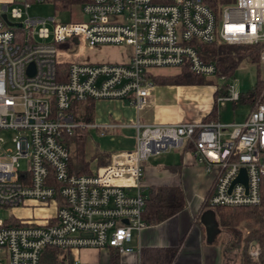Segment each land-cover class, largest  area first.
<instances>
[{
  "label": "built area",
  "instance_id": "built-area-1",
  "mask_svg": "<svg viewBox=\"0 0 264 264\" xmlns=\"http://www.w3.org/2000/svg\"><path fill=\"white\" fill-rule=\"evenodd\" d=\"M211 1L90 0L73 7L82 19L68 23L28 17L31 5L46 0L0 2V212H10L0 216V264H41L51 250L133 254L132 235L147 227L141 218L144 165L174 150L187 148L211 176L203 208L260 203L264 103L259 102L240 123L135 121L132 150L112 153L91 175L68 173L64 136L99 127L76 121L95 102L117 101L138 113L154 89L153 71L163 69L226 80L199 58L197 44H262L264 66V0H232L216 13ZM2 15L19 27L8 26ZM103 47L120 48V60L94 62L91 51ZM62 66L66 71L56 72ZM215 88L222 89L216 108L238 102L234 86ZM263 96L264 87L259 99ZM21 161L25 170L19 169ZM241 171L244 177L237 181ZM247 255L259 264L257 243L248 245Z\"/></svg>",
  "mask_w": 264,
  "mask_h": 264
},
{
  "label": "crops",
  "instance_id": "crops-1",
  "mask_svg": "<svg viewBox=\"0 0 264 264\" xmlns=\"http://www.w3.org/2000/svg\"><path fill=\"white\" fill-rule=\"evenodd\" d=\"M107 50H114V52ZM102 51H106L103 56H101ZM120 52V48L103 47L91 51V55L95 58L97 55L98 60L118 62ZM176 72L178 71L163 69L158 70L156 75ZM194 87L154 86L149 98V107L147 104L138 113L117 101L95 102L85 117L86 121L99 127L88 129L87 132L89 137L96 136L105 139L107 148H99L96 143L93 148L111 154L132 150L135 143V131L131 125L135 121L140 124L200 122L211 108L215 88L213 87L210 93V106L206 107L202 93L195 92ZM191 94L200 98L199 102L204 104L203 110L187 112L179 117L178 113H174L172 109L177 111V107L184 105L180 102L181 98L185 96L191 99ZM174 151L176 156L173 157L172 151L166 153V155H171L167 162H160L159 156L146 161L143 178L146 186L145 195L149 187L177 186L183 195V209L159 224L147 225L138 235L133 234L129 246L134 253L118 256L117 264H138L141 249H175L176 254L171 264H239L237 252L230 251L225 246L224 235L221 232L214 237L211 243L206 241V231L200 222V217L205 210H208L202 207V201L208 193L211 176L205 174L202 167L193 161L187 149ZM50 254L49 251L44 252L42 261L50 258ZM107 254L87 249L60 253L56 256V260L57 264H72L70 258L84 264H108Z\"/></svg>",
  "mask_w": 264,
  "mask_h": 264
},
{
  "label": "trees",
  "instance_id": "trees-1",
  "mask_svg": "<svg viewBox=\"0 0 264 264\" xmlns=\"http://www.w3.org/2000/svg\"><path fill=\"white\" fill-rule=\"evenodd\" d=\"M55 9L70 10L81 6L90 0H46ZM232 0H212L211 10L216 13L218 7L226 5ZM261 45H226L219 42L195 46L199 58L205 63H212L216 69V77L225 79L231 77L233 72L243 61L253 65L259 64ZM66 71L62 66L56 70ZM204 78L190 74L182 69L173 74L156 75L152 80L155 86H195L204 84ZM264 87V81L256 80L252 90L246 95H241L238 102L252 108L254 103H264V96L259 99V94ZM215 88V87H214ZM222 89H214L212 105L208 113L200 122H217V108L215 98ZM251 110V109H250ZM76 108L73 109V112ZM76 121H86L81 116ZM88 132L82 129H74L69 135L64 136V142L68 149V173L74 176L91 175L93 171L106 166L111 153L95 149L90 157L85 155V144ZM187 148H184L186 150ZM94 162V165L92 163ZM184 207V199L181 189L177 186H154L147 189L144 198V206L141 214L142 220L147 225L159 224L181 211ZM215 220L221 234L224 235L225 246L237 252L239 264H255L247 255V247L250 243H257L260 248L259 264H264V185L260 186V203L253 207H219L213 208ZM250 223L251 229L246 234L242 231L243 222ZM47 252V251H46ZM50 258L44 259L41 264H57L56 256L64 251H49ZM66 253V252H65ZM176 254L175 249H141L139 251L138 264H171ZM118 255L115 251L108 252V264H117Z\"/></svg>",
  "mask_w": 264,
  "mask_h": 264
},
{
  "label": "rangeland",
  "instance_id": "rangeland-1",
  "mask_svg": "<svg viewBox=\"0 0 264 264\" xmlns=\"http://www.w3.org/2000/svg\"><path fill=\"white\" fill-rule=\"evenodd\" d=\"M5 1L7 0H0V2H5ZM27 15L31 19L47 20V19L52 18L55 23H68L70 21L76 22L82 19V17L79 15L78 9L73 8L70 10H58V9H55L49 2H45L43 4L31 5L27 11ZM46 28L50 33V31L52 30L51 25L47 23ZM107 51L114 52V50H107ZM105 52L106 51H102L101 56H103ZM97 58H98L97 55H96V58L95 56H93V61L94 62H107V61L98 60ZM169 74H173V73H169ZM257 79L260 81H264V66H262L261 64L253 65L246 61H243L239 64V66L233 72L231 77H229L228 79L221 81L220 79L215 78V77L204 78L203 81L210 83L211 86H206L204 84L195 85L194 90L197 93L199 92L202 93L205 106L209 107L210 106V101H209L210 93L212 92L213 87L220 88L221 86H224V85L226 87L234 86L236 91L239 94L246 95L252 90ZM190 96H191V99H188V97H185V96H184L185 99L181 98L180 102L183 103L184 105L177 107V111L174 108L172 109L174 113H178L179 117H181L183 114L187 112L193 113L196 110H200V111L203 110L202 107L204 106V104L203 102L202 104L199 102L200 98L195 97L193 94H191ZM206 99L208 101H206ZM149 105L150 103L148 100L147 107H149ZM254 106H255V103L253 104L252 108ZM252 108H250L248 105L243 104L241 102L226 103L225 106L217 108V116H218L217 121L220 124L240 123L246 117V115L248 114V111ZM4 139L6 140V137ZM95 143L99 146V148H104V147L105 149L107 148L105 139L100 138V137L98 138L96 136L89 137L88 135L86 144H85L86 157H90L93 154V151L95 150L93 146ZM171 155L172 157L176 156V152L172 151ZM171 155L162 154L159 156V161L167 162L168 157ZM19 169L25 170L24 162L21 161L19 163ZM15 212L16 211H14V213ZM16 213L17 215H22L21 212H16ZM9 214H10L9 210H2L0 212V216L2 219H5L7 216H9ZM241 228H242V231L245 232L246 234V232L250 231L251 229L250 223L246 221L243 222L241 224ZM70 259L73 260L72 258ZM71 260H70V263H71Z\"/></svg>",
  "mask_w": 264,
  "mask_h": 264
},
{
  "label": "water",
  "instance_id": "water-1",
  "mask_svg": "<svg viewBox=\"0 0 264 264\" xmlns=\"http://www.w3.org/2000/svg\"><path fill=\"white\" fill-rule=\"evenodd\" d=\"M2 19L6 22V24L10 27H19L17 24L8 23L5 19V16L2 15ZM242 177H244L243 171H241L240 177L237 178V181H242ZM244 180V178H243ZM200 222L205 227L206 231V241L211 243L214 237L220 232L217 226V222L215 220L214 212L212 210H205L201 217Z\"/></svg>",
  "mask_w": 264,
  "mask_h": 264
},
{
  "label": "bare ground",
  "instance_id": "bare-ground-1",
  "mask_svg": "<svg viewBox=\"0 0 264 264\" xmlns=\"http://www.w3.org/2000/svg\"><path fill=\"white\" fill-rule=\"evenodd\" d=\"M57 70V69H56ZM57 72V71H56ZM156 76V71H153V76H152V79ZM153 83V82H152ZM154 83H153V88H154ZM210 210V209H209ZM67 253V252H66Z\"/></svg>",
  "mask_w": 264,
  "mask_h": 264
}]
</instances>
